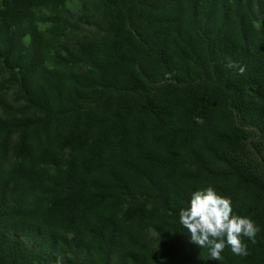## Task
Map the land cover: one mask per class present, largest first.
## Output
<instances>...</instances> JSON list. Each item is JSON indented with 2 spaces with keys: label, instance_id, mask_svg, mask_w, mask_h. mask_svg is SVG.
Here are the masks:
<instances>
[{
  "label": "trees",
  "instance_id": "1",
  "mask_svg": "<svg viewBox=\"0 0 264 264\" xmlns=\"http://www.w3.org/2000/svg\"><path fill=\"white\" fill-rule=\"evenodd\" d=\"M206 186L247 256L179 223ZM58 257L264 264V0H0V264Z\"/></svg>",
  "mask_w": 264,
  "mask_h": 264
},
{
  "label": "clouds",
  "instance_id": "2",
  "mask_svg": "<svg viewBox=\"0 0 264 264\" xmlns=\"http://www.w3.org/2000/svg\"><path fill=\"white\" fill-rule=\"evenodd\" d=\"M229 67H235L229 60ZM241 74L245 71L239 68ZM197 123H203L202 117H194ZM179 223L187 229L191 242L198 247L207 248L210 258L222 260L221 253L230 248L235 256L249 254L243 238L255 242L260 231L255 222L247 216L233 211L230 198L216 192L212 186H206L191 192L187 207L179 211ZM63 257H58L56 264H62Z\"/></svg>",
  "mask_w": 264,
  "mask_h": 264
}]
</instances>
